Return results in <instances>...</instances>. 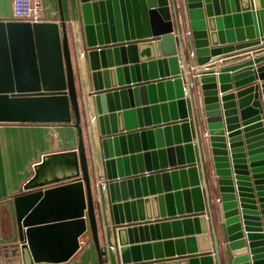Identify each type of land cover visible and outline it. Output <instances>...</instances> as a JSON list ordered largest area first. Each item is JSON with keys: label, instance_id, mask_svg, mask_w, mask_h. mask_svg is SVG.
<instances>
[{"label": "water", "instance_id": "95a60500", "mask_svg": "<svg viewBox=\"0 0 264 264\" xmlns=\"http://www.w3.org/2000/svg\"><path fill=\"white\" fill-rule=\"evenodd\" d=\"M79 9L85 66L63 16L0 20V122L78 133L7 199L22 263L67 261L87 234L104 264L97 169L119 264H264V0ZM192 65L200 95L185 94Z\"/></svg>", "mask_w": 264, "mask_h": 264}, {"label": "crops", "instance_id": "0c3cea01", "mask_svg": "<svg viewBox=\"0 0 264 264\" xmlns=\"http://www.w3.org/2000/svg\"><path fill=\"white\" fill-rule=\"evenodd\" d=\"M44 3V16L47 20H58L61 17L67 22L68 33L71 30L77 34L80 49L82 45V25L79 20V0H41ZM13 18V0H0V20ZM73 34V32H72ZM73 38V37H71ZM241 50V49H240ZM232 51L230 54L237 56L247 53H253L254 50L242 49ZM239 51L238 53H236ZM232 55V56H235ZM254 55V54H252ZM251 55V56H252ZM216 56L212 57V61ZM219 60V58L217 59ZM242 59H237L240 61ZM220 61V60H219ZM85 66L84 57L80 63ZM188 64V63H187ZM255 82L261 84V79L257 78ZM219 84V83H218ZM88 89H86L87 92ZM197 87L192 93L200 95ZM220 94H222L220 92ZM260 99L264 97L260 94ZM264 120V111L262 113ZM84 117V116H83ZM92 118V115H91ZM83 131L86 142L89 139V120L82 119ZM97 138V136H95ZM78 144L77 129L72 123H34V122H0V262L1 264H23L19 253H15L10 245L12 238V212L10 203L7 201L12 195L18 192L23 184L34 173V164L38 162L43 154L53 151L68 150L76 148ZM87 144V143H86ZM98 174V175H97ZM99 176L103 178L102 172L97 169L93 174V183L100 187ZM104 179V178H103ZM99 194L101 209L98 207V215L102 216L100 226L101 246L106 248V256L103 258L104 264H119L118 254L111 242L110 231V205L106 192L100 191ZM100 224V222H99ZM85 238L87 240H85ZM160 238V239H157ZM175 239L177 236L173 235ZM180 238V237H178ZM82 241L80 249L67 261L58 264H101L98 250L92 239L87 234L81 236ZM154 240H165L164 235H156ZM174 252H177L174 244Z\"/></svg>", "mask_w": 264, "mask_h": 264}, {"label": "built area", "instance_id": "2783aa9c", "mask_svg": "<svg viewBox=\"0 0 264 264\" xmlns=\"http://www.w3.org/2000/svg\"><path fill=\"white\" fill-rule=\"evenodd\" d=\"M44 10H45V6L41 0H13V18L17 19V20H28L31 22L46 20V18L44 16ZM83 51L84 50L82 48L80 49V44H79V46L77 48V54H78L79 62L84 57ZM192 54L193 53H191V55ZM219 60L221 61L222 59H219ZM191 68L193 71L192 77L194 79L188 83H185L184 88H185V94L186 95L189 93V89H191V91L193 92L198 87V82L196 79L197 73L195 72L196 67H194L192 65ZM98 179L101 182V184H100L101 187H102V185H103V187L106 186V182H107L106 180L103 181L104 179L101 178L100 176ZM104 251H106V248ZM105 256H106V253L104 252L103 258ZM0 264H1V262H0ZM36 264H58V263L42 261V262H38Z\"/></svg>", "mask_w": 264, "mask_h": 264}, {"label": "rangeland", "instance_id": "374dc122", "mask_svg": "<svg viewBox=\"0 0 264 264\" xmlns=\"http://www.w3.org/2000/svg\"><path fill=\"white\" fill-rule=\"evenodd\" d=\"M82 93H83V95L86 94V88H83V89H82ZM88 120H89V125H90V124H93V123H92V118L89 117ZM87 132H88V130H87ZM87 134H88V133H87ZM102 176H103V175H102ZM103 178H104L103 181H105L106 179H105L104 176H103ZM95 186H98L96 182H95ZM98 187H99V186H98ZM102 187H103V185H102ZM102 187L100 186L99 189L102 190ZM85 240H87V239L85 238Z\"/></svg>", "mask_w": 264, "mask_h": 264}, {"label": "bare ground", "instance_id": "6f19581e", "mask_svg": "<svg viewBox=\"0 0 264 264\" xmlns=\"http://www.w3.org/2000/svg\"><path fill=\"white\" fill-rule=\"evenodd\" d=\"M75 65H76V60H75ZM94 188H95V191H96V192H99L98 189H97L96 187H94Z\"/></svg>", "mask_w": 264, "mask_h": 264}, {"label": "trees", "instance_id": "16d2710c", "mask_svg": "<svg viewBox=\"0 0 264 264\" xmlns=\"http://www.w3.org/2000/svg\"><path fill=\"white\" fill-rule=\"evenodd\" d=\"M95 187V186H94ZM95 193H97L96 191H95Z\"/></svg>", "mask_w": 264, "mask_h": 264}]
</instances>
